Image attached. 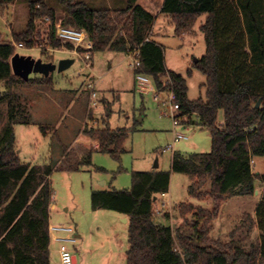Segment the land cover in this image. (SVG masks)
I'll return each instance as SVG.
<instances>
[{
	"label": "trees",
	"instance_id": "trees-1",
	"mask_svg": "<svg viewBox=\"0 0 264 264\" xmlns=\"http://www.w3.org/2000/svg\"><path fill=\"white\" fill-rule=\"evenodd\" d=\"M12 1L0 0L1 16ZM59 2L64 8L62 23L85 30L93 53L108 50L130 55L138 51L136 72L148 76L157 92L174 95L180 124L210 132L209 152L174 153L170 171H132L129 189L91 192L93 210H110L128 218L126 264H264V191L254 217L244 215L241 225L230 233L233 237L240 229L259 231L247 251L232 243L218 244L210 237L220 203L232 196L253 195L256 182L264 186V174L252 173L251 166L253 157H264V0H163L159 14L170 18L177 36L189 32L205 16L200 29L206 51L194 64L205 76V97L196 100L188 98L185 77L167 69L163 47L151 40L155 17L135 0H127L126 7L118 10L93 9L76 0ZM43 17L51 20L49 45L71 49L54 38L55 12L36 2L29 3L25 29L14 33L13 41L0 42V82H5L0 92V264H50L52 168L32 166L18 157L14 126L30 122L28 113L16 104L13 89L21 83H51L48 78L23 81L13 75L10 65L16 54L11 43L25 42L31 47L27 39L34 31V21ZM42 37L39 32L37 43L45 41ZM219 111L223 112L221 124L217 123ZM129 133L126 128L107 126L82 130L98 152L118 162L126 152ZM63 162L61 168L70 171L83 164H71L67 155ZM84 163L90 165V156ZM172 172L189 176V195L211 200L215 208L209 211L182 203L177 207L181 220L177 227L164 223L168 212L157 220L156 200L168 193ZM207 183L209 189L204 191Z\"/></svg>",
	"mask_w": 264,
	"mask_h": 264
},
{
	"label": "rangeland",
	"instance_id": "rangeland-1",
	"mask_svg": "<svg viewBox=\"0 0 264 264\" xmlns=\"http://www.w3.org/2000/svg\"><path fill=\"white\" fill-rule=\"evenodd\" d=\"M76 1H81L93 9L112 10L125 8L127 2ZM30 2H36V5L44 4L52 9L58 18L64 16V8L59 0H13L7 6L6 13L0 15V42L13 41L11 30L20 33L25 29L29 20ZM135 2L138 3V0ZM204 21L205 16L200 17L189 32L177 36L173 23L160 16L151 33V40L163 47L167 68L185 77L190 100L205 97V76L194 67L195 60H199L206 51L204 34L200 29ZM41 28L44 29L45 25H41ZM16 53L55 63L64 58L74 61L68 69L60 73L55 71L47 77L30 75L29 79L48 78L51 83L49 86L21 83L13 89L16 104L28 113L30 122L29 125L14 126L18 157L21 162L32 166L52 168L50 183L55 208L50 212V223L56 227L72 226L74 232L71 235H80L76 242L65 243L77 258L75 264H126L128 223L123 222L114 211L93 210L91 192L129 189L132 171H170L174 153L187 156L209 152V130L194 125L176 127L175 130L185 134L188 140L173 144V110L169 93L136 92L134 73L130 67L133 62L131 55L108 50L95 52L90 62L92 66L88 69L78 57L63 50L54 51L50 56L41 53L37 48L17 49ZM89 75L95 80H90L95 84L97 92L94 105L90 104V95L86 88L90 82ZM4 90L5 82L2 81L0 92ZM104 105H108V111ZM85 113H92L94 118L86 120ZM66 120L71 124V128H64L63 131L61 123ZM221 122L223 112L219 111L217 123ZM41 126L45 129L42 130ZM106 126L111 129L126 128L130 132L124 144L126 152L119 162L85 143L84 140L88 138L80 134L85 127ZM172 144L173 150L164 151ZM84 146L88 150L87 153L77 157L79 148ZM68 147H72L71 158L68 159L71 164L83 163L78 170L61 168V165L66 163L65 160L63 162V148ZM89 152L90 155H87ZM88 156L90 165L84 163ZM100 168L102 170H99ZM252 168L255 174H264V157H254ZM190 182V177L185 174L171 173L168 193L158 196L156 200L154 209L157 220H161L168 212L169 219L164 223L177 227L181 223L177 207L182 203L209 211L215 208L213 201L198 200L189 195ZM208 189L209 183L203 190ZM259 197L260 195L256 194L232 196L220 203L210 237L218 244L232 243L247 251L258 237L255 232L240 229L233 237L230 233L241 225L244 215L254 217ZM187 219L191 221L190 216ZM53 233L60 238L67 234L64 231ZM60 244L61 242L59 246ZM52 264L59 263L55 260Z\"/></svg>",
	"mask_w": 264,
	"mask_h": 264
},
{
	"label": "built area",
	"instance_id": "built-area-1",
	"mask_svg": "<svg viewBox=\"0 0 264 264\" xmlns=\"http://www.w3.org/2000/svg\"><path fill=\"white\" fill-rule=\"evenodd\" d=\"M62 18H58L54 23V38L59 41L63 45H71V49H57L53 48L49 45V26L51 24V20L48 17H43L41 19H37L34 21L35 27L32 35L27 39L29 43H31V47H28L25 42H12L11 44L13 47L17 49H38L41 53H44L47 56L57 50H63L69 52L70 54L78 57L82 62L85 63V66L90 69L91 67V60L93 56V43L90 40L88 33L82 29H76L71 26L64 25ZM41 25H45V28L42 29ZM41 32L42 38L45 41L37 43V34ZM133 57V62L131 63V68L135 70L134 73V84H135V91L140 94L146 93H156V88L152 82V80L143 73L136 72V70L140 67L139 61V52L134 51L130 54ZM87 91L90 95V104H95V99L97 96V92L95 90V84L90 81L87 84ZM169 98L171 101V110H173V126H174V136H173V144L181 141V140H188V137L185 134L178 132L175 130L176 127L181 126V122L178 118H176V114L179 110L177 104L174 103V95L169 93ZM168 145L164 151L173 150L174 145ZM53 202V198L51 204ZM55 231H64L66 232V236L63 238L54 236ZM74 232L72 226L67 227H59V226H49V233L53 234L51 237L55 241L61 242L58 254H59V261L60 264H75L74 255L72 250H70L65 243L67 242H76V237L72 236L71 234Z\"/></svg>",
	"mask_w": 264,
	"mask_h": 264
},
{
	"label": "crops",
	"instance_id": "crops-1",
	"mask_svg": "<svg viewBox=\"0 0 264 264\" xmlns=\"http://www.w3.org/2000/svg\"><path fill=\"white\" fill-rule=\"evenodd\" d=\"M138 4L140 5V6H142L146 11H148L149 13H151L154 17H155V22H154V25H155V23H156V21L158 20V18H160V16H163V17H166L167 19H169L170 20V18L169 17H167L166 15H161V14H159V11H160V9H161V7H162V4H163V0H138ZM168 21V20H167ZM171 21V20H170ZM153 25V26H154ZM152 30H153V28H152ZM15 32H13L12 30H11V34H12V36H13V34H14ZM2 37V36H1ZM4 39V38H3ZM157 43V42H156ZM157 44H159V43H157ZM160 45V44H159ZM245 50H246V52H249V49H248V46L246 45V48H245ZM93 57V56H92ZM164 60H165V57H164ZM197 60H195V62H196ZM131 65V64H130ZM165 65H166V61H165ZM92 66V65H91ZM131 67V66H130ZM167 67V66H166ZM91 68V67H90ZM168 69V68H167ZM169 70V69H168ZM133 73H135V70H133ZM90 80H92V81H94L95 82V80H94V78H93V76H91V75H89V81ZM153 82V81H152ZM104 108H105V110L106 111H108L107 109H108V105H104ZM71 115H73L74 116V114H73V112H71ZM73 116H68V117H70L71 119H73L74 117ZM87 117V118H86ZM84 118L87 120V119H90V120H92L94 117H93V114L91 113V114H88L87 115V113H85V116H84ZM68 120H66V121H64V122H62L61 123V126H62V130L64 131V128H68V127H70L71 126V124H68ZM222 123V122H221ZM221 123H219V124H221ZM67 125V126H66ZM70 125V126H69ZM182 126V128H185L186 126H184V125H181ZM41 127H44V126H41ZM45 128V127H44ZM71 128V127H70ZM68 130V129H67ZM67 130H65V131H67ZM62 131V132H63ZM80 134H82V132L80 133ZM83 135V134H82ZM86 138V137H85ZM76 140V139H75ZM74 140V141H75ZM84 142L85 143H88V145H91L93 148L96 146L95 145V143L94 142H92L91 140H84ZM174 147V146H173ZM71 148L72 147H68V148H65V152H63V155L65 156V155H67V159H70L71 158V155H70V151H71ZM87 151L88 150H86V148H85V146H84V148H79V150H78V152H77V157L79 156V155H83V154H86L87 153ZM253 159H254V157L252 158V160H251V166H253ZM252 173H254L253 172V168H252ZM255 174V173H254ZM263 191H264V186H262V185H260V183L259 182H256V190H255V193L254 194H256L257 196L258 195H260V197L258 198V201H257V205L259 204V202H260V200H261V197H262V193H263ZM164 195H166V194H164ZM161 196H163V195H161ZM157 199H158V197H157ZM257 205H256V207H257ZM55 208V205H54V203L52 202V204L50 205V207H49V215H50V212L53 210ZM255 211H256V209H255ZM118 217L119 218H126V223L128 222V218L126 217V216H123V215H119L118 214ZM49 226H53L51 223H50V221H49ZM246 231V230H245ZM247 232V231H246ZM250 232H255V234L257 235V236H259V231L256 229V228H253L252 229V231H250ZM53 236V234H50L49 233V238H50V241H49V246H48V250H49V258H50V264H52L55 260L56 261H58V263L60 264V261H59V254H58V249H59V241H55V240H53L51 237ZM54 236H56V235H54ZM58 237V236H57ZM75 237L76 238H78V237H80V235H78V234H76L75 235ZM74 261H75V263L77 262V258L74 256Z\"/></svg>",
	"mask_w": 264,
	"mask_h": 264
},
{
	"label": "water",
	"instance_id": "water-1",
	"mask_svg": "<svg viewBox=\"0 0 264 264\" xmlns=\"http://www.w3.org/2000/svg\"><path fill=\"white\" fill-rule=\"evenodd\" d=\"M73 60L70 58L60 59L58 62L43 61L41 58H34L32 56L14 54L10 60L11 70L13 75L17 76L23 81H27L32 74L42 75L47 77L52 72H62L68 69ZM260 100L257 102L256 107L259 106ZM157 163L155 168H157ZM126 222V218L122 219Z\"/></svg>",
	"mask_w": 264,
	"mask_h": 264
}]
</instances>
